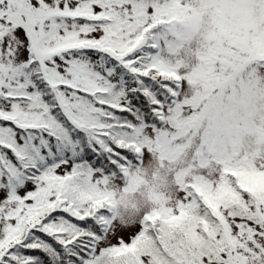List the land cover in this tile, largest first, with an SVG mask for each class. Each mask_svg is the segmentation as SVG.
Returning a JSON list of instances; mask_svg holds the SVG:
<instances>
[{"label": "snow or ice", "instance_id": "snow-or-ice-1", "mask_svg": "<svg viewBox=\"0 0 264 264\" xmlns=\"http://www.w3.org/2000/svg\"><path fill=\"white\" fill-rule=\"evenodd\" d=\"M0 264H264V0H0Z\"/></svg>", "mask_w": 264, "mask_h": 264}, {"label": "rangeland", "instance_id": "rangeland-1", "mask_svg": "<svg viewBox=\"0 0 264 264\" xmlns=\"http://www.w3.org/2000/svg\"><path fill=\"white\" fill-rule=\"evenodd\" d=\"M167 165L164 168L159 167L157 159H151L147 163L141 165L140 177L143 181L139 183L134 192H129L125 195V199L130 204H139L141 207L145 206L148 202L150 193L152 192H165L168 191V185L171 184V174L166 171ZM154 173L156 176L154 178ZM116 195L119 198L122 193L117 187L115 189Z\"/></svg>", "mask_w": 264, "mask_h": 264}]
</instances>
